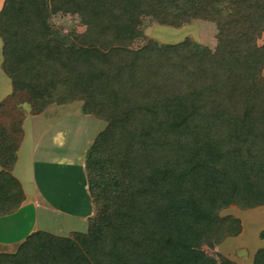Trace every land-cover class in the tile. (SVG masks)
<instances>
[{
    "label": "trees",
    "instance_id": "1",
    "mask_svg": "<svg viewBox=\"0 0 264 264\" xmlns=\"http://www.w3.org/2000/svg\"><path fill=\"white\" fill-rule=\"evenodd\" d=\"M58 15L88 32L54 36ZM245 15L250 29L241 34ZM202 17L235 45L213 53L191 39L167 45L145 35L148 20L179 30ZM262 33L264 0H5L0 39L12 96L27 92L35 115L81 98L82 113L107 125L85 152L87 231L33 232L0 262L236 264L203 252L242 231L223 210L264 206ZM2 134L7 216L24 201L8 172L21 139ZM254 264H264V249Z\"/></svg>",
    "mask_w": 264,
    "mask_h": 264
},
{
    "label": "rangeland",
    "instance_id": "2",
    "mask_svg": "<svg viewBox=\"0 0 264 264\" xmlns=\"http://www.w3.org/2000/svg\"><path fill=\"white\" fill-rule=\"evenodd\" d=\"M3 2V0H0V10L3 6ZM242 21L243 24L242 26H240L239 31H241V34H244V32L250 29V25L248 23V18L246 15L242 17ZM51 26L54 36L68 35L71 32H75L81 38V36L88 32V29L82 26L78 19L73 16H55L51 20ZM145 35L148 39H152L160 44L167 45H175L183 42L186 39H191L196 43L208 48L213 53H216V51L221 47L227 45L233 46L236 43L235 38L233 39L229 35L225 34L222 35L219 27H217V24L212 21L206 20L203 17L190 21L182 29L179 30L166 26H161L153 21L151 22V20H148L146 23ZM143 44L144 42H140L135 47L142 46ZM257 44L259 46H264V33H262L261 36L258 38ZM2 64L3 55L0 46V65L2 66ZM0 69V84L3 82L2 84L6 86L4 81L2 80L7 79V81H9L10 78L3 70V66ZM262 75L264 81V70L262 72ZM258 101L262 103L264 102V98L260 97ZM35 104L36 100L31 98V96L27 92H22L17 96H12V94H10L9 97H7L3 102V105L0 106V129L3 132L2 135H4V137L13 136L15 139H22L23 133L18 134V132H20V130H17L19 129L18 126L23 124L24 119L27 115H35ZM84 104V99L80 98L74 101V103L68 104L66 106H59L57 104L49 105L43 113H46V111H48L50 108H54L52 112L50 110L49 113H54L53 115H51V120L49 122L46 121L42 123L41 127L39 123L36 126L37 128H33V130H31L34 132H38L40 129H42L43 131L46 129V131L50 132V136H54V133L60 135V132L62 131L63 135L60 136L59 140L56 139L58 147L53 148L52 152L53 154L57 153V156L60 158L63 156L68 157L69 160L74 164H80L82 162H85V152L93 143L95 137L107 125V122L105 123L92 116H85L82 113ZM55 107L60 108L55 110ZM54 110L55 112H53ZM58 115L61 116L58 118ZM39 150H42V148ZM37 160L40 161L39 158ZM53 164L56 168L57 163L54 162ZM3 170L0 171V173H2ZM8 172L10 173V171ZM49 173L51 172H48L47 174ZM53 175L54 173H52V176ZM56 181L58 180L56 179L53 184L57 183ZM31 204L32 202L30 201V203L26 206L29 208H27V210L21 214V220L14 219V223H16L19 228H23V231H21V235L26 234V232L29 231L32 225V221L30 220H28L26 223L22 221L23 217H26L27 213L30 212V217L35 218V213L32 209V206H29ZM49 204L51 205V207L57 208V205L54 202H50ZM62 206L67 207L68 205L66 206L64 203V205ZM68 212L69 211H66V213ZM75 214L77 216H80L77 212ZM220 215L222 217L232 215L235 218L241 220L244 228L243 233L238 238L239 240H225L226 242H223L222 250L218 249L217 247L216 251L213 252L211 250H208L207 248H204V255L208 258H217V254H220L226 259L231 260L229 258V255L231 254L229 252V248L236 247L235 249H233L232 252L234 255V260L240 264H252V256L254 255V253L259 249H264V206L248 210H244L236 206H231L226 210H223ZM59 220H61L59 224L63 225V222H65L64 219L59 218ZM43 222L45 221L43 220ZM81 224L82 223H80V221H78L77 219L75 221V230H79V232H86L87 225L85 224L82 226ZM4 236L6 239L10 237L6 233H4ZM23 238L19 241V245L17 246L13 245V247L9 248H3L0 246V253L3 255H11L16 253L20 245L22 244L21 242L24 240ZM13 242L15 244V241ZM205 256L203 258H205ZM0 263L16 264L15 262L9 261L8 259H6L5 261L1 260Z\"/></svg>",
    "mask_w": 264,
    "mask_h": 264
},
{
    "label": "crops",
    "instance_id": "3",
    "mask_svg": "<svg viewBox=\"0 0 264 264\" xmlns=\"http://www.w3.org/2000/svg\"><path fill=\"white\" fill-rule=\"evenodd\" d=\"M0 46L2 49V42ZM1 67L0 65V68ZM2 81H4L6 86L2 84L3 82L0 84V104L13 93L11 80L9 79V81H7V79H3ZM58 108L60 107H55V110ZM53 109L54 108H50L46 113L39 115L29 114L21 125L23 137L17 152V161L10 170V174L20 185L24 194V201L16 212L7 216H0V246L3 248L13 247V245L17 246L23 237L24 240L22 242L25 241L28 235L37 231H43L59 237H69L71 233L79 232V230H75L74 228L77 219L82 223V226L85 224L87 225L88 218L94 214V206L88 192L85 178L84 163L74 164L68 157L63 156L60 158L57 156V153H55V155L52 152L53 148L58 147L56 139L59 140L63 132L61 131L60 135L54 133V136H50V132L46 131V129L44 131L38 129V132L31 131L33 128H37L36 126L39 123L41 127L42 123L46 121L49 122L51 120V115L54 114L49 113L50 110L52 112ZM55 110L53 112H55ZM60 116L61 115H58V118ZM41 148L42 150H39ZM37 157L40 161L37 160ZM54 162L57 163L56 168L54 167ZM2 170L3 168L0 165V171ZM48 172L51 173L47 174ZM52 173H54L53 176ZM56 179L58 180L56 181L57 183L53 184ZM30 201L32 204L29 206H32L35 218L30 217V212L27 213L26 217H23L22 221L26 223L30 220L32 221V225L26 234L21 235L23 228H19V226L14 223V219L21 220V214L29 208L26 206ZM50 202H54L57 208L51 207L49 204ZM64 203L68 206H62ZM66 211L69 212L66 213ZM76 212L80 216H77L75 214ZM59 218L64 219L65 222H63V225L59 224L61 221ZM43 220L45 222H43ZM243 230L244 228L242 225L240 235L237 237H230L226 239V241L229 239L239 240L238 238L242 235ZM4 233L8 234L10 237L6 239ZM13 241H15V244ZM222 246L223 243L218 246V249L222 250ZM235 248L236 247L229 248L231 254L229 255L230 257H227L236 264H240L234 260L232 252ZM258 251L252 256V264H254V256Z\"/></svg>",
    "mask_w": 264,
    "mask_h": 264
}]
</instances>
